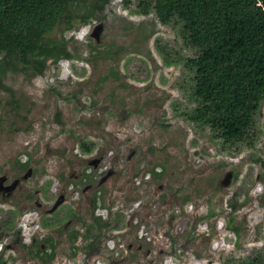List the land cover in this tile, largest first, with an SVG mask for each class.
I'll return each instance as SVG.
<instances>
[{
    "label": "rangeland",
    "instance_id": "1",
    "mask_svg": "<svg viewBox=\"0 0 264 264\" xmlns=\"http://www.w3.org/2000/svg\"><path fill=\"white\" fill-rule=\"evenodd\" d=\"M49 38L72 59L8 72L0 89V264H223L264 248V102L253 147L195 127L182 115L193 53L137 0Z\"/></svg>",
    "mask_w": 264,
    "mask_h": 264
},
{
    "label": "trees",
    "instance_id": "2",
    "mask_svg": "<svg viewBox=\"0 0 264 264\" xmlns=\"http://www.w3.org/2000/svg\"><path fill=\"white\" fill-rule=\"evenodd\" d=\"M110 1L0 0V89L11 92L3 83L8 72L42 75L48 60L72 59L67 41L49 35L60 25L73 29L77 19L89 23ZM129 4L124 0V7ZM137 5L143 15L154 13L162 26L175 28L193 53L183 61L195 107L182 115L198 129L208 128L223 146L253 147L255 116L264 102V0H137ZM165 59L167 65L175 63ZM80 146L91 151L85 143ZM260 164L264 168V160ZM10 223L4 221L0 229ZM94 223L93 239H98L107 223L100 218ZM89 235L88 229L82 236L85 251L94 245ZM78 236L77 230L69 233L71 241ZM42 242L47 246H38L36 255L43 262L53 260V240ZM223 264H264V248Z\"/></svg>",
    "mask_w": 264,
    "mask_h": 264
},
{
    "label": "built area",
    "instance_id": "3",
    "mask_svg": "<svg viewBox=\"0 0 264 264\" xmlns=\"http://www.w3.org/2000/svg\"><path fill=\"white\" fill-rule=\"evenodd\" d=\"M147 179V178H146ZM140 181V180H139ZM138 181V182H139ZM192 209V205H189L188 212Z\"/></svg>",
    "mask_w": 264,
    "mask_h": 264
}]
</instances>
